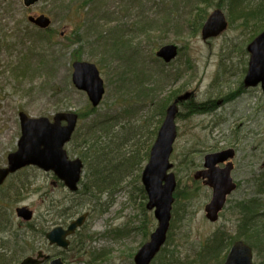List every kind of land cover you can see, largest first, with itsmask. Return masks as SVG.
Wrapping results in <instances>:
<instances>
[{
    "label": "rangeland",
    "instance_id": "1",
    "mask_svg": "<svg viewBox=\"0 0 264 264\" xmlns=\"http://www.w3.org/2000/svg\"><path fill=\"white\" fill-rule=\"evenodd\" d=\"M72 1L41 0L25 8L22 0H0V167L7 165V155L17 149L20 112L30 119L52 120L59 112L83 115L92 108L89 116L78 120L74 135L78 141L73 145L80 140H87L86 145L93 142L88 132L97 131L100 123L108 127L109 134L104 135L107 143L126 151L117 138L136 145L143 132L146 139L145 122L151 125L150 130L158 124L155 102L161 101L157 99L182 89L194 93L198 103L220 104L213 113L176 122L171 163L181 187L192 186L193 174L202 169L205 156L233 148L231 176L239 188L227 202L249 197L252 181L264 174V95L256 87L247 89L234 102L224 100L242 83L249 57L245 49L264 30V0H236L237 5L232 0H77L73 6ZM83 1L85 5L80 3ZM215 10L224 14L228 26L217 37L203 41L201 28ZM239 11L250 13L231 21V15ZM40 14L50 20V26L43 30L28 21V17ZM198 17L201 26L194 33ZM118 36L125 45L116 40ZM170 45L177 46L179 53L164 63L156 52ZM113 46L125 48L122 53L106 52L109 48L113 51ZM76 61L92 63L99 70L105 91L95 108L87 94L72 84V64ZM139 86L151 99L135 94ZM179 112L184 113L181 107ZM104 137L100 141L105 143ZM129 144L127 148L135 146ZM50 175L34 167L25 168L0 188V211L7 216L0 219V238L14 249V238L21 239L27 233L36 239V247L53 255L57 249L49 248L44 232L72 219L65 215L88 210L91 213L84 236L92 239L85 240L87 252L68 256L67 264H133L135 253L146 241L144 234L129 229L146 222L152 232L156 221L146 210L141 216V194L130 185V178L111 199L100 195V199L87 201L59 185L54 187ZM22 184L29 185L25 187L29 191L21 202L18 196L25 191L17 188ZM195 187L177 206L173 204L164 245L171 234L167 249L176 251L184 264L195 262L197 255L207 251L215 234L223 235L226 245L225 240L237 232L236 217L227 203L217 222L205 219L204 207L211 190L201 182ZM21 206L33 211L31 223L17 219L15 209ZM19 246L25 256L33 255L28 246ZM225 252L209 264H220ZM260 258L253 256V264H264V251ZM21 259H16L14 252L4 257L10 264H19Z\"/></svg>",
    "mask_w": 264,
    "mask_h": 264
},
{
    "label": "water",
    "instance_id": "2",
    "mask_svg": "<svg viewBox=\"0 0 264 264\" xmlns=\"http://www.w3.org/2000/svg\"><path fill=\"white\" fill-rule=\"evenodd\" d=\"M36 1L38 0H23V4L25 7H30ZM28 20L41 29H46L50 25V21L42 16L30 17ZM225 27L226 23L222 13L215 11L204 23L201 29V36L203 40L215 37ZM247 48L252 56L245 79V86L252 88L260 84L264 94V33ZM174 55V46H166L157 53V56L166 63ZM73 67L75 70L73 84L87 94L88 100L91 101L93 106L98 105L103 89L101 82L97 78L95 67L86 63H76ZM188 96L180 98V100L186 99ZM175 114L176 108L175 105H172L167 109L165 121L159 129L157 139L151 148L149 164L142 175L141 184L147 196L146 208L149 211H153L157 227L151 234L150 241L142 246L135 255V264H150L166 241L174 181L172 174L168 177L165 174L171 169L168 161L171 154V145L175 140V129L172 123ZM61 120L66 122L64 127L60 125ZM55 121L56 123L51 124L47 120L33 121L23 115L21 116L22 130L18 145L19 152H16L11 159L9 158L8 171L2 172L3 175L0 174V184H2L8 172H15L26 166H37L44 171L54 170L56 177L64 183L70 192L77 190L75 184L80 179L81 164L78 160L68 161L63 150V146L74 131L76 116L67 114L56 115ZM233 157L234 152L231 150L209 154L204 157L206 170L197 174L198 177L204 180L207 178L208 181L205 184L211 189V198L205 206V212L207 213V218L212 221L221 212L227 197L235 190V185L230 175L232 164L227 163L223 168L218 167V165L224 164ZM162 182H165L164 186L161 185ZM16 213L18 217L25 221L31 219V213L25 209L18 208ZM82 221L83 218L76 221L77 225L80 226ZM72 233V227L69 226L66 232L56 229L47 237L50 240V245L56 243L58 246L65 248L66 242L64 239ZM252 258V250L242 242H236L230 248L223 264H253ZM22 264H38V262L27 258ZM53 264H60V260L54 261Z\"/></svg>",
    "mask_w": 264,
    "mask_h": 264
},
{
    "label": "trees",
    "instance_id": "3",
    "mask_svg": "<svg viewBox=\"0 0 264 264\" xmlns=\"http://www.w3.org/2000/svg\"><path fill=\"white\" fill-rule=\"evenodd\" d=\"M241 1V0H240ZM232 4H238L236 0H232ZM84 5L86 4V1H83ZM220 8V6H218ZM247 8V7H246ZM230 10H232L230 8ZM229 10V12H230ZM243 11V10H241ZM240 12V11H239ZM245 12V11H243ZM254 12V11H252ZM232 13V11H231ZM250 13V12H249ZM248 14H242L241 12L239 14H232V20H240L246 17ZM229 15V14H228ZM205 19V18H204ZM201 18H197L195 23L193 24V32H196V27H200L201 24ZM257 25V24H256ZM255 27V26H254ZM120 40L121 44L125 45L121 41V37L118 36V39ZM125 48V46H122ZM113 46L111 47L113 51L109 48L106 49V52H114V53H122L123 48ZM77 51L76 53H78ZM181 91H173L165 98H159L158 101L161 102H155V108L156 110V116L160 120L164 117L165 109L168 105H170L174 100L175 96L180 94ZM239 92V91H238ZM140 93L143 96H148L150 98V93L145 92V88L143 89L140 87ZM151 99V98H150ZM225 103L228 102L226 99L224 100ZM184 107V108H183ZM182 108L185 111V114L183 115L184 118H188L194 115H201L204 113H209V111H214L218 108L217 101H210L208 103H201V104H194L191 100ZM207 109H210L209 111ZM90 112L88 110V113L80 115L78 114V119H83L86 116H89ZM181 116V114H180ZM178 116V117H180ZM147 126V138L144 139V133L141 132L139 136L141 137V140H139L136 145L135 150L133 149L130 151V153H125L123 151H120V149L117 146H111L107 143L106 138L105 143L101 142L100 131L101 124H98L97 131H93V133H90L91 136L89 138L93 139V142L89 141V145L87 144V140H80V143H77V145H73L78 141V139H73L72 145H71V152L75 148H85L88 146L87 149V156L89 158V161H85L84 168V180L81 181V189L79 190L80 198H85L87 201L89 199V196L92 198H96L97 195H101L103 193H111L110 190L112 187H118L119 185L123 184L127 178H131V183H135V189L136 191L141 194V199L143 203H141L142 207V213H144V205L146 201V197L143 191L142 186L138 182V175L136 171H138L139 166L142 165V163L147 159L149 149L152 145V143H149L150 139L154 137L156 133V128L153 130H150L148 126V121L144 124ZM89 135V132H88ZM123 138H118L117 141L120 147H122L123 144L128 143L127 139L122 140ZM140 141H144L140 143ZM91 143V144H90ZM145 144H148L146 146ZM90 147V148H89ZM89 167V168H88ZM134 176V179H133ZM257 177V176H256ZM133 179V181H132ZM253 183V184H252ZM251 185L253 187L252 192L250 193L249 197H243L235 202H232L228 200L227 204L230 207L229 211L236 217V231L238 233V239H243L247 242V244L252 248L253 256L256 259H261L260 254L264 251V174L258 176L256 180L254 179L252 181ZM138 186H137V185ZM28 186L27 184H22L21 187L17 188L19 191H25L27 193L29 190H26L25 187ZM94 191H93V189ZM239 188V185L237 184V189ZM15 191V193L17 192ZM19 191V192H20ZM23 194V193H22ZM21 194V195H22ZM19 195L18 197H20ZM185 195H180L175 191L174 193V204L177 206L179 202L183 199L184 200ZM82 204V201L80 202ZM174 213L177 211L176 209H173ZM1 212V211H0ZM7 218L5 214L2 212L0 213V219ZM149 229V225L147 226ZM0 229H1V223H0ZM170 234V233H169ZM171 234L168 235V243L165 248H162L159 255L156 257V261L154 264H184L180 258L178 259L176 257L177 252L170 251L167 249L171 245ZM212 239V246L207 251H204L202 254H199L196 256L197 260L191 264L197 263L202 264V262L209 261L212 259L218 258L219 254L222 252H225L229 249L231 246V241L229 239H226L225 241L227 244H224V236L221 234H215ZM7 244V242H6ZM217 245L219 248H217ZM7 246L9 248H12L11 245ZM16 244H14V247ZM222 251V252H221ZM225 254V255H224ZM222 254V258L220 259V264L223 263L225 256L227 252ZM224 255V256H223ZM17 255L14 254V257ZM4 257H7V253L5 251L0 252V264H10L11 261L4 260ZM12 257V256H11ZM15 264V263H12ZM189 264V263H188Z\"/></svg>",
    "mask_w": 264,
    "mask_h": 264
},
{
    "label": "bare ground",
    "instance_id": "4",
    "mask_svg": "<svg viewBox=\"0 0 264 264\" xmlns=\"http://www.w3.org/2000/svg\"><path fill=\"white\" fill-rule=\"evenodd\" d=\"M23 1V0H22ZM41 0H38V1H36L35 3H34V5H36V4H38L39 2H40ZM90 1V0H89ZM80 3H82V2H80ZM73 4H77V0H73L72 1V6H73ZM34 5H32V6H34ZM69 5V4H68ZM82 5H84V3H82ZM23 6H24V4H23ZM32 6H30V7H32ZM25 7V6H24ZM30 7H25V8H30ZM219 8V7H218ZM215 11H219V10H215ZM214 11V12H215ZM213 12V13H214ZM220 12V11H219ZM222 13V12H221ZM222 15H223V17H224V21H225V23H226V27H225V29L227 28V26H228V23L226 22V19H225V16H224V14L222 13ZM39 16H42V17H44V18H47L48 19V17L47 16H45V15H43V14H40V15H37V17H39ZM30 17H36V16H30ZM49 20V19H48ZM234 23V22H233ZM146 26L144 27V31L146 32ZM224 29V30H225ZM223 30V31H224ZM223 31H221V32H223ZM220 32V33H221ZM260 32V31H259ZM258 32V33H259ZM219 33V34H220ZM264 33V30L263 31H261L259 34H257L253 39H252V41L248 44V46L256 39V38H258L261 34H263ZM146 34V33H145ZM218 34V35H219ZM217 35V36H218ZM217 36H215V37H217ZM213 38V37H212ZM202 40H203V38H202ZM207 40V39H206ZM206 40H203V41H206ZM170 46H174V45H170ZM247 46V47H248ZM164 47H166V46H164ZM164 47H162V48H164ZM246 47V49H245V51H246V53L248 54V61H247V65H246V67L243 69V73H244V76H243V81H242V83H240V86H239V88L236 90V91H232V92H230V93H228V95H226L225 97V99L228 101V103H231V102H234L236 99H238L243 93H245V92H247V89H249L250 87H246L245 86V79H246V77H247V74H248V71H249V63H250V59H251V56H252V54L248 51V48ZM161 48V49H162ZM174 49H175V55H174V57H172L169 61H168V63H170L172 60H174V58H176V56L178 55V53H179V50H178V48H177V46H174ZM160 50V49H159ZM157 53H158V51L156 52V57L158 58V56H157ZM160 58V57H159ZM162 59V58H161ZM162 61L164 62V63H166L163 59H162ZM76 63H86V62H74L73 64H72V84H73V75H74V72H75V70H74V67H73V65L74 64H76ZM86 64H89V65H92V66H94L95 67V69H96V72H97V78H98V80L101 82V84H102V97H101V99L99 100V102H98V104H100L101 103V101H102V98H103V96H104V83H103V81H102V79L100 78V73H99V70H98V68L96 67V65H94V64H92V63H86ZM161 80H162V78H160ZM74 85V84H73ZM179 91V90H178ZM181 92H180V94H178V95H176L175 96V100L170 104V105H168L167 107H166V109H165V113H164V117L160 120L161 122H159V119L160 118H158V124L156 125V126H154V128H156L157 130H156V133H155V135H154V138H156L157 139V133H158V131H159V129L161 128V126L163 125V123H164V121H165V118H166V112H167V109L169 108V107H171L172 105H175V108H176V114H175V116H174V118L172 119V123H173V128L175 129V131H178L177 130V128H178V125H177V120H179V119H184V117H183V115L185 114V111H184V107L182 108V106H184V105H186L190 100L194 103V104H201V103H198L197 101H196V99H195V97H194V93H192V92H182V89L180 90ZM239 91V92H238ZM138 97H144L141 93H140V86H139V88H137V92L135 93ZM189 95V96H188ZM185 96H188L186 99H181L180 100V98H184ZM90 99V98H89ZM223 101V100H222ZM221 101V102H222ZM89 104H91V107H93V108H95V106H93V104L91 103V101L89 100ZM217 104L219 105L220 104V101H217ZM97 106V105H96ZM181 107V109L183 110V112L184 113H182L181 114V116H180V112H179V108ZM90 109H92V108H90ZM89 109V110H90ZM157 110V109H156ZM208 111L210 110V109H207ZM216 110H214V111H209V113H204V114H210V113H213V112H215ZM64 114H67V115H75L74 113L73 114H70V113H63V112H59V113H57L56 115H64ZM204 114H201V115H204ZM23 115V113L22 112H20L19 114H18V121H19V127H20V137H21V130H22V122H21V116ZM55 115V116H56ZM23 116H25V115H23ZM55 116L53 117V119L52 120H49V119H47V118H39V119H31V120H33V121H40V120H47L49 123H51V124H54V123H56V121H55ZM178 116H180V117H178ZM198 116V115H197ZM27 119H30V118H28L27 116H25ZM76 119H78V115H76ZM66 124V122L65 121H63V120H61L60 121V125H65ZM148 125H150V124H148ZM151 126V125H150ZM107 127V126H106ZM103 124H101V131H100V137H104V135H107V134H109V132L107 131L108 130V127L106 128ZM112 129V128H111ZM111 129H109V130H111ZM112 131H113V129H112ZM89 136H91V134L89 133V135H88V137ZM20 137H19V139H20ZM118 139V138H117ZM142 142H144V141H140V143H142ZM128 144L129 143H125V144H123L122 145V148L124 149V148H126V151H123V152H125V153H130V151H132L133 149L135 150V148L134 147H136V146H134V147H128L127 148V146H128ZM174 144H175V142L171 145V154H170V156H169V161H168V163H169V165H171V171L169 172V173H167V174H165V176L166 177H168L170 174H172V177H173V181H174V189H175V191L177 192V193H179L180 195H187V194H189V193H192V192H194V189L196 188L195 186H196V184L198 183V182H201V184L204 186V187H207L208 188V186L205 184V182L206 181H208L207 180V178H206V180H204V179H202L201 177H198L197 176V174L198 173H200L201 171H204V170H206V167H205V158H203V164H202V169L201 170H197L194 174H193V179L190 181L191 182V185L192 186H186L187 188H184V187H181V185H180V180L178 179L177 180V178H178V176H176L173 172H172V169H173V164L171 163V157H172V154H173V147H174ZM18 145H19V141H18V143H17V149H16V151L15 152H11V153H9L8 155H7V158H6V161H7V165L6 166H4V167H0V174L1 175H3L2 174V172H4V171H8V160H9V158L11 159L12 158V156L17 152H19V148H18ZM130 145V144H129ZM133 144H131L130 146H132ZM146 146H148V144H145ZM90 148V147H89ZM87 149H88V146H86L85 148H75L74 150H73V152H71V149L70 148H68V145H66V152H65V154H66V156H67V158H68V156L70 157H73L74 159H77L79 162H80V164H81V169L82 170H84L85 171V169L86 168H84V164H85V161H89V158H88V156H87ZM233 151L234 152V155H235V151H234V149L233 148H225V149H223V150H221L220 152H227V151ZM150 152H151V147H150V149H149V152H148V157H147V159L142 163V165L141 166H139V168H138V171H136V173H137V175H138V182H140L141 180H142V175H143V172H144V170H145V168H146V166L149 164V161H150ZM11 156V157H10ZM34 168H37L38 170H42L43 172H45V173H50L51 174V176H56V173H55V171L54 170H50V171H44L41 167H37V166H35ZM89 168V167H88ZM195 168V167H194ZM20 171V169L19 170H17V171H15V172H8L7 173V175L4 177V180H3V182H2V184H0V188L4 185V183L8 180V179H10V178H12L17 172H19ZM80 175H82V172L80 173ZM133 179H134V176H133ZM133 179H132V181H133ZM127 181H128V178H127V180L124 182V183H127ZM79 182H80V179L76 182V184H75V186H76V188H77V190H80L81 189V186L79 185ZM132 184H133V186L135 187V183L133 182V183H131V178H130V185L132 186ZM129 185V184H128ZM162 186H164L165 185V182H162V184H161ZM123 186V184H121V185H119L117 188H116V190H113L110 194L108 193H103V194H101V196H103V195H106L109 199H111V197L112 196H114V192H120L119 191V189L121 188ZM93 189V188H92ZM134 189V188H133ZM132 189V190H133ZM76 190V191H77ZM93 191H94V189H93ZM130 191L128 190V193H129ZM28 193V192H27ZM27 193H24V194H22L21 196H20V198H21V202L24 200V196H26L27 195ZM23 196V197H22ZM99 196L100 195H97L96 196V198H93L94 200H97V198H99ZM83 199H85V198H83ZM90 199H92V197H90L89 196V199L88 200H90ZM100 199V198H99ZM91 203H92V201H91ZM20 209H25L26 211H28L29 213H31V219L29 220V221H25V220H23L21 217H18L17 215V213H16V209H18V208H16L15 209V215H16V217H17V219H19L22 223H24V224H27V223H31L32 222V218H33V211L32 210H30L27 206H21V207H19ZM171 208H173V206H172V204H171ZM74 209H75V211H77L76 210V208L74 207ZM204 212H205V207H204ZM89 213V214H88ZM90 213H91V211L89 212V211H84V212H81V213H79V212H74V213H72V214H67V215H65V217H72V219L69 221V222H65L64 224H58L56 227H54V228H52L51 230H49V231H47V232H44V240H45V242L47 243V244H51L50 243V240L48 239V235H50L54 230H56V229H60L61 231H63V232H66L67 230H68V228H69V226L70 227H72V230H73V233L72 234H70V235H67L66 237H65V239H64V241L66 242V247L65 248H63L62 246H58L56 243H54V245H56L60 250H67V251H69V252H71V253H73V254H79V253H83L84 251L85 252H87L86 250V243H85V240H89V239H92V237H90L89 238V235L87 236V237H85L84 236V233H83V231H82V229H81V227H83L84 225H85V223H86V221L87 220H89V216H90ZM61 215V213H59L58 214V216H60ZM207 213L205 212L204 213V217H205V219L208 221V222H210V223H215V222H217L218 221V219L220 218L218 215H217V217H216V219L215 220H210V219H208L207 218ZM81 218H83V221H82V223H81V225L79 226V225H77V222L76 221H78L79 219H81ZM19 224L21 227L22 226H24V224ZM237 223V222H236ZM170 225L171 224H169V226H168V230H167V232L169 231V228H170ZM126 229H129V228H126ZM39 229H36L35 231H38ZM33 231V230H32ZM129 231L130 232H140L141 234H144V240L146 241L142 246H144L146 243H148L149 241H150V236H151V234H152V232L148 229V227H147V224H146V222H143V223H141L140 224V227L139 228H134V229H129ZM34 232V231H33ZM74 235H76V238H77V240H75V244L73 245L72 244V241L70 242V238L72 237V236H74ZM117 235V234H116ZM123 235H125V234H123ZM238 237V233L236 232V234H234V236H230L228 239H229V241H231V244L232 245H234L236 242H242L245 246H248L250 249H252L248 244H247V242L246 241H244L243 239H236ZM32 239H34V237L33 236H29L27 233H23V235L21 236V239H16V238H14V242H15V244H16V246L14 247V249H12V248H9L8 246H7V244H6V242L5 241H3L2 240V237L0 238V252H2V251H5L6 253L7 252H9V254H11V253H13L14 252V254L15 255H17L15 258L16 259H18L19 260V258H22L21 260H20V262H19V264H22L23 263V261L25 260V259H27V258H31L32 260H35L36 262H38V264H53V262L54 261H56V260H60V264H65V263H63L62 262V259H60V257L59 256H57L56 254H53V255H50V254H47L45 251H44V249L43 248H41V247H36L35 246V243H34V241L36 240V239H34V240H32ZM36 242V241H35ZM19 245H26V246H28L29 247V249H31L32 250V256H25V253L23 252V249L19 246ZM54 245H51V246H54ZM141 246V247H142ZM217 248H219V246L217 245ZM47 250H48V248H46ZM139 252V249H138V251L135 253V254H137ZM19 255H21L20 257H19ZM210 263V260L209 261H204V262H202V264H209ZM133 264H135L134 262H133Z\"/></svg>",
    "mask_w": 264,
    "mask_h": 264
},
{
    "label": "flooded vegetation",
    "instance_id": "5",
    "mask_svg": "<svg viewBox=\"0 0 264 264\" xmlns=\"http://www.w3.org/2000/svg\"><path fill=\"white\" fill-rule=\"evenodd\" d=\"M50 177H51L52 180H54V181H52V184H53L54 187H56L57 185H59V187L61 188V186H63L62 183H60V182H58V181H55L54 176H51V175H50ZM87 211H88V210H87ZM144 211H145V210H144ZM148 212L152 213L153 218H154V214H153V212H152V211H148ZM88 214H89V213H88ZM154 220H155V218H154ZM88 225H89V220H87L86 223H85V225H84L83 227H81L83 233L85 232V230H86V228H87ZM75 240H77L76 235H74V236H72V237L70 238V242L72 241V244H73V245L75 244ZM55 254H56L57 256H59L60 259H62V261H64L65 264H67V262H66L67 257L73 255V253H71V252H69V251H67V250H60L59 248H57V252H56Z\"/></svg>",
    "mask_w": 264,
    "mask_h": 264
}]
</instances>
